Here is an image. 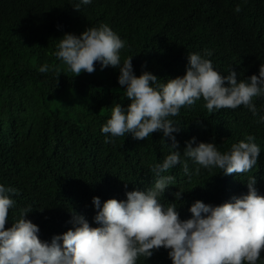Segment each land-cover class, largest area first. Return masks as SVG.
Listing matches in <instances>:
<instances>
[{
  "label": "trees",
  "instance_id": "16d2710c",
  "mask_svg": "<svg viewBox=\"0 0 264 264\" xmlns=\"http://www.w3.org/2000/svg\"><path fill=\"white\" fill-rule=\"evenodd\" d=\"M72 4L0 0V185L16 190L8 223L31 206L25 218L39 227L43 241H50L56 227L62 229L63 218L71 219L72 211L86 215L94 210L92 197L101 203L122 200L126 191L151 187L156 177L150 169L162 162L171 143L163 138L164 144L160 133L141 141L127 135L104 142L100 128L112 107L129 103L117 83L119 72L100 70L97 64L93 73L73 77L53 55L63 34L109 26L126 42L121 63L133 57L134 74L148 71L159 83L182 76L187 55H203L206 49L212 55L205 58L217 72L227 75L231 69L238 80L258 74L264 64V0H92L78 12ZM44 64L55 65L57 72L40 73ZM253 103L264 109V96ZM170 119L180 128L173 134L178 150L193 137L197 143H214L221 153L248 136L260 147L257 164L247 173L224 176L216 168L196 172L190 161V176L180 164L164 173L174 180L161 203L167 206L175 192H183L174 201L180 219H187L188 207L197 200L215 206L229 192L241 196L252 176L257 190L264 187V123L246 108L209 113L201 99ZM147 264L171 261L163 252Z\"/></svg>",
  "mask_w": 264,
  "mask_h": 264
},
{
  "label": "clouds",
  "instance_id": "9594fccd",
  "mask_svg": "<svg viewBox=\"0 0 264 264\" xmlns=\"http://www.w3.org/2000/svg\"><path fill=\"white\" fill-rule=\"evenodd\" d=\"M91 3L73 0L71 7L78 12L82 5ZM234 11L238 13L240 7ZM125 46L109 26L101 24L79 35L63 34L53 55L73 77L93 73L97 64L100 70H118L117 83L129 103L112 107L100 132L105 143L127 135L141 141L153 133H160L164 144L163 138L171 141L166 144L169 153L150 169L156 177L153 185L146 190L126 191L122 200L112 198L101 203L92 197L94 210L86 215L72 211L71 219L63 218L62 229L56 227L50 241L39 239V227L25 218L33 211L31 206L20 209L18 219L8 223L16 190L0 185V264H138L141 259L147 264L152 256L163 252L171 264H264V187L257 190L254 176L239 197L237 192H229L215 206L193 202L187 219H180L174 203L180 201L183 192H175L167 206L161 203L162 194L174 180L163 174L178 164L186 176L192 174L189 161L196 172L216 168L224 176L247 173L257 164L260 147L252 136L232 144L224 153L212 142L197 143L195 137L178 150L173 134L180 128L170 117L203 99L209 113L243 106L258 117V123H264V109L258 110L253 103V98L264 96V64L259 65L258 74L238 80L239 74L231 69L227 75L217 72L205 58L212 55L206 49L203 55H187L182 76L159 83L148 71L136 76L133 57L121 63L120 51ZM38 71L56 73L57 67L44 64Z\"/></svg>",
  "mask_w": 264,
  "mask_h": 264
}]
</instances>
